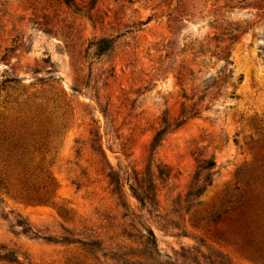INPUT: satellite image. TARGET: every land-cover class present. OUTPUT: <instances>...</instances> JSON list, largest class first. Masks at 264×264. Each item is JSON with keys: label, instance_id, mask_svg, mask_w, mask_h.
<instances>
[{"label": "rangeland", "instance_id": "1", "mask_svg": "<svg viewBox=\"0 0 264 264\" xmlns=\"http://www.w3.org/2000/svg\"><path fill=\"white\" fill-rule=\"evenodd\" d=\"M70 1L0 0V173L22 171L8 160L43 158L54 179L46 204L1 194L0 254L18 264H258L216 220L227 195L264 193V0ZM102 40L111 45L99 53ZM182 106L198 116L175 129ZM46 130L58 136L35 152ZM94 135L124 177L170 175L157 181L155 211L126 189L132 211L118 205ZM210 159L213 182L192 202L187 187Z\"/></svg>", "mask_w": 264, "mask_h": 264}, {"label": "trees", "instance_id": "2", "mask_svg": "<svg viewBox=\"0 0 264 264\" xmlns=\"http://www.w3.org/2000/svg\"><path fill=\"white\" fill-rule=\"evenodd\" d=\"M66 4L72 5L70 0H64ZM111 41L102 40L99 42L98 51L103 53L109 50ZM223 61L229 75L231 69L229 68L231 61L227 56H223ZM183 78L181 73H178V80ZM181 80V79H180ZM204 97H199V101H202ZM193 109L188 106H182V109L178 115V122L175 125V129L180 127L183 123L189 119L196 118L198 112H194ZM168 125H164L159 129L150 144V150H154L162 140V136L167 132ZM33 140L32 147L35 152L48 151L49 145H52L53 140L58 136L57 131L39 132ZM92 140V150L99 156L98 164L99 170L104 174L105 179L109 187L111 188V194L116 197L118 205L125 210L132 211L130 205L126 203V191L129 193L141 209H148L149 211H155L158 205V189L157 181L168 179L170 175L163 173L158 169V173L154 171H138L132 169L131 174H126L125 177L121 173L116 172L110 167L106 161V157L101 147L97 146V135H94ZM12 149L18 148L19 144L11 142ZM43 158L40 159H27L23 161L8 160L6 163L10 166H18L22 168V171H6L2 176L0 173V201L1 194L9 196L11 193H15L22 201L28 203H35L38 205L46 204L50 200L54 191V179L47 168L43 165ZM215 162L210 160H202L197 164L196 171L191 179L185 197L192 202L198 199L206 189L211 186L213 177L215 174ZM236 191L238 189H235ZM236 196L227 195V201L223 206L222 213L217 216L218 222L223 223L225 238L227 241H232L233 244L244 250L254 261L258 264H264V193H258L254 195V191H237ZM134 216L135 214L132 213ZM137 217V216H136ZM139 218V217H137ZM144 235L141 234L142 244L145 249L144 255L151 262H155L153 255L158 254L156 239L153 231L142 226ZM2 250V248H0ZM0 260L18 264L16 258L12 254H0ZM142 261L136 264H142ZM196 264V263H195Z\"/></svg>", "mask_w": 264, "mask_h": 264}]
</instances>
